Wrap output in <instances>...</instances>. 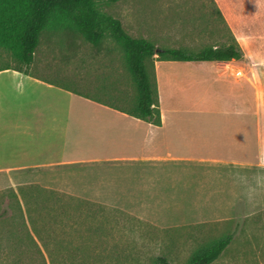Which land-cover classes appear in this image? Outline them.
<instances>
[{
    "label": "rangeland",
    "instance_id": "1",
    "mask_svg": "<svg viewBox=\"0 0 264 264\" xmlns=\"http://www.w3.org/2000/svg\"><path fill=\"white\" fill-rule=\"evenodd\" d=\"M96 1L130 35L159 47L199 52L238 43L236 63L260 99L263 159L255 162L263 165L226 168L225 179L208 177L207 163L193 160L186 173L171 168L168 178L140 184L65 179L13 189L0 182V264H156L158 256L192 264L230 232L232 242L211 264H264V0ZM54 15L27 70L132 109L138 90L120 44L106 36L95 47L70 16ZM146 64L153 84L154 58ZM5 65L26 67L0 47Z\"/></svg>",
    "mask_w": 264,
    "mask_h": 264
},
{
    "label": "crops",
    "instance_id": "2",
    "mask_svg": "<svg viewBox=\"0 0 264 264\" xmlns=\"http://www.w3.org/2000/svg\"><path fill=\"white\" fill-rule=\"evenodd\" d=\"M153 58L158 125L27 67L0 66V182L140 184L168 178L171 168L186 173L193 160L207 163L208 177L225 179L226 168L263 165L255 162L263 159L258 91L235 59Z\"/></svg>",
    "mask_w": 264,
    "mask_h": 264
},
{
    "label": "trees",
    "instance_id": "3",
    "mask_svg": "<svg viewBox=\"0 0 264 264\" xmlns=\"http://www.w3.org/2000/svg\"><path fill=\"white\" fill-rule=\"evenodd\" d=\"M56 13L70 16L75 31L95 47H99L106 36H111L120 44L138 90V99L127 112L157 125L161 120L160 112L154 106L156 93L146 64L149 59L156 54L160 59L186 61H230L243 58L238 43L210 46L199 52L159 47L147 38L130 35L118 18L99 8L96 0H0V47L9 51L26 67L31 65L41 31ZM10 67L1 66L2 69ZM233 234L227 233L210 247L196 252L192 264L213 263L232 242ZM155 263L171 264L165 256H158Z\"/></svg>",
    "mask_w": 264,
    "mask_h": 264
},
{
    "label": "built area",
    "instance_id": "4",
    "mask_svg": "<svg viewBox=\"0 0 264 264\" xmlns=\"http://www.w3.org/2000/svg\"><path fill=\"white\" fill-rule=\"evenodd\" d=\"M236 73H237V75H239V76H240V75H243V73H242L241 70H238Z\"/></svg>",
    "mask_w": 264,
    "mask_h": 264
}]
</instances>
